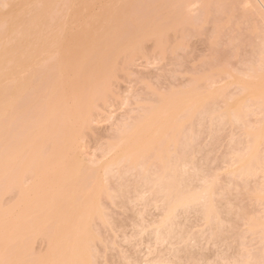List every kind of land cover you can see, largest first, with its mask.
Wrapping results in <instances>:
<instances>
[{
	"label": "rangeland",
	"instance_id": "rangeland-1",
	"mask_svg": "<svg viewBox=\"0 0 264 264\" xmlns=\"http://www.w3.org/2000/svg\"><path fill=\"white\" fill-rule=\"evenodd\" d=\"M29 1L32 3L33 0ZM36 1L34 0L33 3ZM48 1L53 13L47 9L46 5L45 10L52 14H48L50 20L44 19L47 17H43L39 9H33L31 13L28 12L29 16H26V13V17L16 20L11 18L10 24L24 35L29 32V25L33 21L35 24L43 19L51 22L49 23L51 39L48 37L51 42L50 44L48 41V45L50 44L51 49L46 48L48 50L62 49L63 59L69 64L66 63V66H70L71 71L65 69L69 73L63 76L64 74L59 72L60 67H56L57 60L61 57L56 55V52L59 53L61 50H54V55H51L53 52L49 50L47 55L50 57L43 52L45 57L42 56L45 60H42L43 57L38 58L39 55L34 56L38 58V62L34 63L32 59L33 63L31 61L29 68L32 67L31 65L33 67L29 71L28 84L22 81L24 61L21 60L12 73L11 80L15 83L0 88V108L5 103L11 104V113L7 117H0V160L6 165L4 170L0 171L2 173L0 175V216L15 202H19L16 201L17 196L24 198L26 196L32 205L28 212V208L25 211V220H22L24 215L21 216L19 228L17 225L21 238L19 239L16 233L14 237H17L18 241L13 238L16 243H13L12 251L11 244L10 248L0 252H4L6 258L10 256V261L14 259L8 254L11 251L14 252L13 256L16 255V261L45 263L51 257L50 250L53 248L51 252L54 254L51 258L55 264H60L63 260L60 258H63L62 256L67 252L66 247L70 245L68 244L70 238L73 242L76 236L66 230L71 231L73 222L76 220L74 224L77 225L76 222L79 223V219L76 218H81L80 215L83 214L85 231L83 229L80 237L79 235L77 237L83 248L84 246L86 248L75 254L70 261L68 257L66 260L69 262H63L65 264H78L79 260L82 264H150V262L152 264L153 261V264L157 261L156 264H264V229L259 226L261 223L256 229L253 224L251 225L253 227L247 226L250 222L248 219L253 217L259 218V221L261 219L264 223V199L257 201L260 192L255 194L256 190L259 191L264 186V171L259 169L264 167V158H261L264 157V112L262 110L264 108L261 106L259 110L257 109L260 102L257 98L259 102L257 103L255 98L249 95V91L237 90L240 82H244L243 80L247 82L246 84L251 83L255 86L257 82L258 85L263 82L257 81V78L264 80L261 79L264 78V71L258 68L261 67L260 62H263L264 58L261 45L264 43V6H262L264 4L261 3V5L260 0H195L198 2L196 5L193 0ZM190 2L194 6L189 7ZM262 2L264 3V0ZM19 3H21L20 0L19 2L18 0H0V21L5 20L3 18L6 17V12ZM5 5L9 7L5 8ZM72 6L74 9L71 10ZM42 12L45 11L42 10ZM74 12L79 15V21L76 20L79 22L76 32L69 27L72 23L64 21L67 15L75 14ZM73 20L72 22H75V19ZM74 25L76 24L73 23L71 27L73 28ZM3 26L2 22L0 34L8 28ZM63 31H65L64 34L66 32L71 33L72 36L74 34V37H68L70 35L68 33L64 36ZM61 34L65 37L64 40L69 38L66 43L63 41L65 43L62 44L63 46L59 43L62 39ZM60 41L62 43V40ZM257 62L259 63L256 64ZM251 67L253 69H250ZM63 68L62 70L65 71ZM247 72L251 75L249 76ZM224 76L226 77L222 78ZM253 79L256 80L252 81ZM236 80L238 84L235 83ZM215 90L221 91L217 92L216 97H214ZM240 90L242 95H239ZM207 94L210 95L211 102L207 97L202 100ZM223 94L235 95L234 97L238 94L237 98H242L239 103H244L246 107L242 104L241 108L239 103L237 105L243 110L239 111L240 113L245 111L238 116L239 118L245 116V119L242 117L244 123L237 117L236 119L239 120L234 121L235 117L232 114V118L229 116L223 118L225 109L221 104L224 102L221 103L222 100H220ZM179 96L186 97L192 103L197 100V105L201 101L205 102V99L209 102V104L207 102L201 104V102L200 105H203V108L198 107L197 113L191 112L194 118L190 116L191 119H189V115H185L188 119L184 118V127L181 133H178L181 135L178 138H181L182 143L167 147V151L174 150L175 153L173 152L172 155L176 159L173 161L177 160L176 167L179 166V170L175 167L177 170L173 173L175 181L179 182L181 173L183 180L189 177L185 181L188 191L194 190L193 193L197 192L200 196L208 188L207 191L210 193L207 192L209 197L207 203H210L206 213L201 207L205 203L198 205V201H196L198 206L193 202V206L189 203V206L185 205L181 208L175 206L174 209L168 210L163 202L166 199L163 192L165 194L168 191L160 192L157 188L158 184H156L157 187L154 186L155 181H152L153 176L151 177L149 173L151 172L152 175L158 172V167L149 158V160L145 159L146 167L138 165L142 168L140 169L132 165L129 166L133 168L126 167L127 162L124 164V161V165L121 166L120 162L117 166L108 162L110 158H113V152L110 150V154H113L111 157L109 153L105 154L109 152L107 149L117 142L116 140H121V138L118 139L119 136L125 133L127 127L133 126L140 115L161 105L174 104L175 98L178 100L177 104L181 103L182 99ZM192 98L194 99L191 100ZM226 98L227 101L229 99L230 103L232 102V97ZM238 99L236 102L239 101ZM176 103L173 107L177 105ZM183 103L180 109L175 108L176 111H180L185 105L184 110L189 107L190 102ZM247 106L252 110H247ZM48 107L55 110L51 114L49 112L50 116L47 114L49 117L47 122H42ZM172 108L170 114L174 111ZM176 116L172 120H176ZM245 121L247 130L254 124L260 125L261 128L259 137L261 139L257 141L259 145H255V148L257 147L255 152L258 153L257 155L254 153V156L257 158L253 157V160L256 158L255 161L259 164H254L257 168L253 169L256 171L253 173L256 175L247 174L250 172L249 168L246 169L249 171L247 173L242 169L245 176L244 173L241 175L242 170L237 166L239 164L233 163L238 158L235 155L243 156V152L246 151L248 132L245 128L243 129L246 125ZM77 125L86 126L83 134H73V129ZM159 131L152 134L154 135L152 139L156 137V134L162 135L163 132ZM244 131L247 134H244ZM260 140L262 141L259 142ZM140 141L139 144L143 142L147 145L143 139ZM11 155H14V158H11ZM258 155H261L260 159ZM185 161L190 163L186 164V167L183 165ZM255 161L252 162L255 163ZM105 162L113 164V167L110 165L107 167ZM187 167L188 170H186ZM236 168L240 170L238 171L240 174L235 172ZM138 170L142 173L145 170L147 176L151 178L152 182H146L147 180L142 178V182L148 183V186L146 183L139 182L142 173ZM185 171H189L186 178H184ZM32 175L36 184L33 188H28L30 186L27 183L30 185L31 182L28 178ZM183 180L180 179V181ZM182 186L183 188L180 189L186 191L185 184ZM6 187L7 189H3ZM154 187L156 190L153 189ZM199 190L201 193L198 192ZM156 193L160 194L156 195ZM87 194L91 196V199L85 197L88 199L85 201L88 203L91 200V202L83 208L84 205L82 206L80 202L84 201V195ZM254 194L258 195L256 199L253 198ZM204 195L206 196V193L203 194L205 199L207 196ZM49 197H52L54 202L47 206ZM26 201H24L25 204L28 203ZM212 207L214 209H211ZM166 209L168 213L172 211V215H168L169 219L174 220L168 221L171 226L166 224V227L164 224L158 229ZM15 210L16 213L17 206ZM213 210L216 212L213 213ZM79 211L84 213L78 214ZM9 213L14 214L13 211ZM9 213L5 214L9 216ZM212 214H219L220 217L218 215V218H214ZM243 214H247L246 218ZM39 215L47 216V222L42 219L44 222L42 224ZM35 217H39L36 219L37 221L39 219L40 223L35 221ZM209 217H213V219L210 218V222ZM13 220L12 223H14ZM213 220L215 222L212 224ZM2 221L3 218H0V223ZM13 226L11 228L14 232L16 226L14 228ZM62 232H65L66 236L70 234V238L66 237L69 242H64L66 244L63 246L57 243L64 236H61ZM156 232H159L161 235H158L161 237L167 235V238L161 241L162 243L159 242L156 239L158 238ZM4 237L0 238L4 239ZM165 241L169 244L164 243ZM6 244L4 245L7 246ZM1 246H3L2 243ZM2 254L0 253V258ZM47 257L49 258L45 259ZM52 259H49L50 262Z\"/></svg>",
	"mask_w": 264,
	"mask_h": 264
},
{
	"label": "bare ground",
	"instance_id": "bare-ground-1",
	"mask_svg": "<svg viewBox=\"0 0 264 264\" xmlns=\"http://www.w3.org/2000/svg\"><path fill=\"white\" fill-rule=\"evenodd\" d=\"M21 1V3H19V5H14V7L11 9V10H8L7 12H6V17H4L3 19H5V20H3L2 22H3V25L5 26V28L8 26V28L7 29H4V31L2 32V30H1V34H0V88H3V87H5V86H8V85H10V84H13V83H15L13 80H11L13 77H12V73H13V71L14 70H16V68L19 66V64H20V61L21 60H23L24 61V65H23V68H22V72H23V74H24V77H23V79H22V81L25 83V84H28L29 82H30V74H29V71H31V68L33 67V65H31L32 67L31 68H29L30 67V63H31V61H32V59L34 60V63H36V62H38L39 60H37L38 58H41L42 59V55H44L43 54V52L44 53H46V55H47V52L51 49L50 47H49V45L51 44V42H50V40H49V38L51 39V37H50V32H49V28H50V25H49V23L51 24V22H49V21H44V19H48V14L49 15H52V14H50V12H48L47 13V11L45 10V8L47 7V9H50V1H48V0H35L36 2H34L33 3V1H32V3H31V1H29V0H20ZM27 1H29V2H27ZM114 0H112V2H113ZM193 1H195V0H193ZM261 2H260V4L262 3V4H264L263 2H262V0H260ZM17 2V1H16ZM18 2H19V0H18ZM46 2H48L47 4H46ZM115 2H117V1H115ZM114 2V3H115ZM192 2V1H191ZM191 2H190V4H189V7H191L190 5H192V6H194V4L196 5V2L197 1H195V3L194 4H191ZM201 2V1H200ZM189 3V2H188ZM198 3V2H197ZM258 3V2H257ZM41 4V5H40ZM261 4V5H262ZM45 5H46V7H45ZM48 5V6H47ZM186 5H187V3H186ZM19 7V8H16V7ZM41 6V7H40ZM188 6V5H187ZM262 6H264V5H262ZM35 10V9H39L40 11V13H43L42 14V16L44 17H47V18H42L43 19V21L41 20L40 21V23H34V21L29 25L30 26V29H29V32L28 33H26V34H22L21 32H19V30H17V29H15L14 27H12L11 26V24H10V19L11 18H15V20L16 19H19L20 17L22 18V17H24L25 16V14H26V16H29V13L28 12H32V10ZM71 10L72 9H74V7L72 6L71 8H70ZM42 10L43 11H45V12H42ZM49 11H51L52 12V10L50 9ZM53 13V12H52ZM75 13V12H74ZM46 14V15H45ZM75 14H77V13H75ZM75 14H72L71 13V15H72V17H73V19H75V22H72V21H74L73 19H72V17H71V15L69 16V15H67L68 16V18H67V16H66V18L68 19H64V21L66 20L67 22L66 23H72V24H70L69 25V27L71 28V30H75V32H76V28H77V24L79 23V22H77L76 20H78L79 21V15L77 14V16L75 15ZM74 15V16H73ZM25 16V17H26ZM75 17V18H74ZM49 18H51L50 16H49ZM71 20V22H70V20ZM48 20H50V19H48ZM1 21H0V25H1V23H2ZM77 22V23H76ZM73 23H75L76 25H74V27L72 28L71 26H73ZM5 24H7V25H5ZM67 25V24H66ZM3 26V27H4ZM61 28V27H60ZM66 28L67 29H70V28H68V26H66ZM75 28V29H74ZM63 29L64 30H66L65 29V27H63ZM6 30V31H5ZM60 31H62L61 29H60ZM38 32V33H37ZM69 32H70V30H69ZM74 32V33H75ZM65 33V31H63L62 32V34H64ZM68 32H66V34H67ZM37 34H39L38 36H37ZM60 35V36H62V39H60V40H62V43H61V41L59 40V43H60V45H64L67 41H68V37H74V34H73V36L71 35V33H68V34H70V35H68V37L64 40V36H67L66 34H64V36L63 35ZM7 36H8V38L10 39V40H8V38H7ZM11 37H13L12 38V40H11ZM49 37V38H48ZM6 38H7V40H6ZM48 38V39H47ZM61 38V37H60ZM48 41H49V45H48ZM63 41H65V43L63 42ZM263 42H264V39H263ZM20 44H22L21 46H20ZM264 43H262L261 45H262V47H263V49H262V54H264V45H263ZM48 45V46H47ZM59 45V47L60 48H62L61 46ZM62 45V46H63ZM261 45H260V47H261ZM46 47H48V48H50L49 50H48V48H46ZM45 48L47 49V50H45ZM41 49V50H40ZM55 49H53V50H50L51 52H53V53H51V55L53 54L54 55V53H55V51L56 50H58V51H60L59 53L58 52H56V55L58 54L59 56H61L60 58H59V60H57V65L58 66H56L57 68H59L60 67V73H62V74H64L63 76H66V75H68L67 73H69V71H71V67L70 66H66V61H64V59H63V50L62 49H56L55 51H54ZM259 50H261L260 48H259ZM258 50V51H259ZM46 51V52H45ZM42 53V54H40V53ZM261 52V51H260ZM258 54L259 55H261V53H259L258 52ZM37 55H39L38 56V58L36 59L35 57ZM41 55V56H40ZM35 56V57H34ZM36 59H34V58ZM44 57H45V55H44ZM43 57V59L42 60H45V58ZM47 57H50V55L48 56L47 55ZM46 57V58H47ZM261 57V56H260ZM263 57H264V55H263ZM259 58V57H258ZM262 58V57H261ZM63 60V61H62ZM260 60V59H259ZM262 60V59H261ZM60 61H62V63L60 64V66H59V63H60ZM32 63H33V61H32ZM31 63V64H32ZM259 62H257L256 64H258ZM261 64V67L259 66L258 68H261V70H263L264 71V58H263V62H260ZM63 64H64V66H63ZM35 65V64H34ZM62 65V66H61ZM67 65H69L68 63H67ZM258 66V65H257ZM64 67V68H63ZM66 67V68H65ZM252 67H254V66H252ZM250 68V69H253V68ZM262 67H263V69H262ZM62 68L65 70V69H68V70H65V71H63L62 70ZM257 69V68H256ZM256 69H254V70H256ZM258 70V69H257ZM256 70V71H257ZM62 71V72H61ZM251 71H253V70H251ZM255 72V71H254ZM248 74H249V76L251 75L249 72H247ZM247 73H246V75H247ZM252 73V72H251ZM62 74H60L61 76H62ZM253 74V73H252ZM263 75H264V72H263ZM248 76V75H247ZM226 76H224V77H222V78H225ZM228 77V76H227ZM252 78H253V75L251 76ZM262 77V76H261ZM211 79H214V78H212L211 77ZM218 79V78H217ZM216 79V80H217ZM261 79H264V78H261ZM206 80H209V79H206ZM221 80V79H220ZM251 79H249V81H250ZM254 80H256V79H253L252 81H254ZM210 81V80H209ZM222 81V80H221ZM244 82H240V84H239V88L237 89V90H239V89H241V90H243V91H245V92H248L249 93V95H251V96H253L255 99L254 100H256L257 98V100L261 103H259V102H257V100H256V102L257 103H259L258 105H257V109L259 110V107H261L262 106V108H264V80H259L258 78H257V81H263L260 85H258V82L256 83V85L257 86H255L254 84L252 85L249 81V83L250 84H246L245 83V80H243ZM238 81L236 80V84H238L237 83ZM209 82H206V84H208ZM234 83V82H233ZM234 83V84H235ZM243 83V84H242ZM260 83V82H259ZM214 84V83H213ZM231 84H232V82H231ZM233 84V85H234ZM235 84V85H236ZM208 85H212V83H210V84H208ZM230 85V84H229ZM227 86V85H226ZM225 86V87H226ZM237 86V85H236ZM224 87V88H225ZM223 88V87H222ZM237 88V87H236ZM240 90V91H241ZM221 91H222V89H221ZM221 91H216L215 90V92H216V94L214 93V92H212V94H215L214 95V97H216L217 95H218V93H220ZM223 91H224V89H223ZM226 91H227V89H226ZM239 91V92H240ZM218 92V93H217ZM225 92V91H224ZM224 92H222V93H224ZM221 93V94H222ZM228 92H226V94H227ZM238 93V92H237ZM211 94V95H212ZM239 95H242V91H241V94H239ZM209 96V97H208ZM213 96V95H212ZM221 96V95H220ZM220 96L219 97H217L218 99L220 98ZM235 96V95H234ZM234 96H228V95H222V98H220V100H222L221 101V103L222 102H224V103H222L221 104V106H224V107H222L223 109H225V111H224V113L222 114V116H223V118H224V116H226V117H231V114L235 117V119H236V117L237 118H239L238 116H240V114H242V113H244V112H239V111H243L241 108H242V104H243V106H244V103H239L240 102V100L242 101V98H240V99H238L237 97H238V94H237V96L236 97H234ZM180 98H181V96H179ZM204 97L206 98L207 97V99L210 101V95H208L207 94V96H203V98H202V100L204 99ZM225 97V98H224ZM226 97H232V102L230 103V101H229V99H228V101H227V98ZM240 97V96H239ZM246 97H248V96H246ZM197 98V97H196ZM199 98V97H198ZM234 98H236V99H238L239 101H237L236 102V99L234 100ZM182 99V100H181ZM181 99H179V100H181L182 102H184L183 104H185L186 102L188 103V102H190V104L192 103V101H188L187 99H186V97H182ZM185 99V101H183ZM188 99H190V98H188ZM194 98H192L191 100H193ZM201 99V98H200ZM199 99V100H200ZM207 99H205L206 101L205 102H203V101H201V102H199L198 104L199 105H197V100L196 101H194L193 103H192V105L190 106V104H188V108L187 109H189L188 111H187V109L186 110H184L185 109V106L184 107H181V110L180 111H176L177 109H180L179 107L180 106H182V102L181 101H179V102H181V103H176L178 100H177V98H175V100H176V102H174L173 100V102H174V104H169V105H161V106H159V107H156V108H153L151 111H149V112H147V113H144L142 116L140 115V118H138V120L136 121V123H134V125L133 126H131V127H127L126 128V130H125V128H123V130H125V133H123V135L122 136H119V138L118 139H120L121 138V140L120 141H118V140H116L117 142H114L108 149H107V151H109V152H105V154H107V153H109L110 154V150H111V152H113V154H114V156H112L113 158H110V160L112 159V160H114L113 162L112 161H110V160H108V162H111V163H114V164H116L117 166H118V164L117 163H122L121 164V166L122 165H124V164H126V162H127V164H126V167L127 166H129V165H132V166H135V168H136V166H141V167H146V163H145V159L147 158H149L150 159V161H152V163H155V164H157V166L156 167H158V172H154V173H152V175L149 173V175L152 177V181L154 182L155 181V183H154V186H156V184H158L156 187L158 188V190L160 189V192H163V191H168V192H166L165 194H164V192H163V195H166L165 196V200L163 201L164 203H165V207L169 210H171V208L172 209H174L173 207H175L176 206V208H177V206L179 207L180 206V208H181V206L183 207V206H185V205H187V206H189L190 204L189 203H191L192 204V206H193V202H194V205H195V203H196V201H198L197 203H199L198 205H202L203 203H205L204 205H202L201 207L203 208V209H205L204 210V212L206 213V211L208 210V203H210V202H208L207 203V201H208V199H209V197L207 196L210 192L209 191H207V189H206V187L208 186V185H206V187H205V189L206 190H204V192L206 193V198L204 199V197H203V194H205V193H203L202 192V194H201V196L196 192V194H194L193 193V191H188V189H187V186H186V182L185 181H187V179H189V177L188 178H186V176L188 175V172H184L185 173V177L184 178H186V180L184 179H182L183 178V176L181 177V175H182V173H181V175H180V177H179V179H178V181L179 182H181L183 185L185 184V186H184V188L185 189H187L186 191L184 190V191H182L183 189H180V188H183V186H182V184L181 183H179V182H177V181H175V177H173L174 175H173V173L175 172V170H177L178 168H179V166L178 167H176V164L177 163H175V162H177V160L174 162L173 161V159L175 160L176 159V157L174 158V156L172 155V153L174 152V150H173V152H170V151H167V147H172V146H174L175 144H179V142H181L180 141V139L178 138L179 137V135L180 134H178V133H181V130H182V128L184 127V124L183 123H185V119L184 118H186V116L187 115H189V119H191V117H193V116H191V112L192 111H194V112H196V110H198L199 108L201 109V107L203 106V105H200V103L201 104H206V102H207V104H209V102L207 101ZM212 99H214V98H212ZM216 99V98H215ZM224 99V100H223ZM250 98H248V100H249ZM260 99H261V101H260ZM198 100V101H199ZM226 100V101H225ZM234 100V101H233ZM244 100H246V98L244 99ZM251 100L253 101V99H252V97H251ZM211 102V101H210ZM212 102H214V100L212 101ZM216 102V101H215ZM243 102H245V101H243ZM249 102V101H248ZM175 103L177 104V105H179V106H175V107H173V105H175ZM186 103V104H187ZM237 103H239L238 105L239 106H241V108H239V106L237 105ZM252 103V102H251ZM181 104V105H180ZM241 104V105H240ZM245 104H247V103H245ZM250 104V103H249ZM248 105V104H247ZM254 105V104H253ZM256 105V104H255ZM10 106H11V104L10 103H5V104H3V106L0 108V117H7L10 113H11V109H10ZM249 106V105H248ZM248 106H247V110L248 109H250V108H248ZM173 107V108H172ZM178 107V108H177ZM192 108V110H191V108ZM199 107V108H198ZM244 107H246V105L244 106ZM171 108H172V110L174 109V111H176L177 113H178V115L176 116V112H174V111H171V114H170V110H171ZM175 108H177V109H175ZM203 108V107H202ZM252 108V107H251ZM195 109V110H194ZM209 109V108H208ZM241 109V110H240ZM261 109V108H260ZM55 109H51V108H47V113H45V115H44V120H42V122H47L48 121V116H47V114H49V112H50V114L54 111ZM219 110H221V109H219ZM250 110H252V109H250ZM263 110V112H264V109H262ZM209 111V110H208ZM261 111V110H260ZM176 113V114H174V113ZM200 113H201V111H199ZM203 112H205V111H203ZM202 112V113H203ZM256 112V111H255ZM258 112V111H257ZM188 113H190V114H188ZM197 113V112H196ZM206 113H207V111H206ZM222 113V112H221ZM238 113H239V115H238ZM260 113V112H259ZM50 114H49V116H50ZM246 114V113H245ZM254 114V113H253ZM264 114V113H263ZM171 115H175L176 116V120H174L175 119V116H173L174 117V122H173V120H172V116ZM186 115V116H185ZM192 115H194V113L192 114ZM191 116V117H190ZM45 117H47V118H45ZM233 117V118H234ZM242 117H244V119H245V116L243 115ZM242 117H240L239 119H242ZM262 117H263V115H262ZM194 118V117H193ZM192 118V119H193ZM232 118V117H231ZM188 119V117L186 118V120ZM219 119H220V122H221V117L219 116ZM234 119V121H238L239 119H236L235 120ZM244 119H242V122L244 123ZM260 119V118H259ZM258 120V119H257ZM261 120V119H260ZM262 120H263V118H262ZM184 121V122H183ZM232 121H233V119H232ZM248 122V121H247ZM263 122H264V120H263ZM222 123H223V121H222ZM224 123H226V121L224 122ZM237 123V122H236ZM238 123H240V122H238ZM259 123V122H258ZM246 124V125H245ZM245 127H243V129L245 128L246 129V131L248 132V135H247V137H248V140L246 139V141H247V146H246V151H245V153L243 152V156H239L237 153V155H235L236 156V158H237V160L236 161H234L233 163H235V162H237L239 165H237V166H239L241 169L240 170H242V169H244V170H246V169H250V172L249 171H247L246 170V173L247 172H249V173H247V174H250V173H253V171L254 170H256V168L257 167H255V165L257 164V165H259L258 163H256V158H257V156H254V153H255V155H257V153L258 152H255V151H257L256 150V148H255V145L257 146V145H259V143H257V141H258V139H261V138H259L260 137V125H258V124H256L257 126H255V124L254 125H252V126H249V130H247V123H246V121H245ZM261 124V123H260ZM264 124V123H263ZM240 125V124H239ZM251 125V124H250ZM241 126H242V123H241ZM253 126H255V128H253ZM259 126V127H258ZM261 126H263V125H261ZM251 128V129H250ZM253 128V129H252ZM165 129V130H164ZM244 129V130H245ZM263 129V128H262ZM161 131V132H163V130H164V132L162 133V135L160 136V134H159V136H158V134H156V137L154 138L153 137V139H152V136H154V135H152V134H154L155 132L157 133V131ZM121 131H122V129H121ZM159 131V132H160ZM180 131V132H179ZM246 131H244V134L246 133L247 134V132ZM122 132H124V131H122ZM160 132V133H161ZM263 132V131H262ZM261 132V133H262ZM150 135V137H148ZM158 136V137H157ZM181 136V135H180ZM246 136V135H245ZM145 137V138H144ZM146 137H148V139H147V141H146ZM162 137V138H161ZM149 138H151L150 139V142H149ZM264 138V137H263ZM141 139H143V141L144 142H146V144L147 145H145L143 142H142V144H144V145H142V144H139V142L141 143ZM179 140V141H178ZM263 140V139H262ZM262 140H260L259 142H261ZM183 141H185V140H183ZM249 141V142H248ZM177 142V143H176ZM182 143V142H181ZM249 143V144H248ZM172 145V146H171ZM113 150V151H112ZM243 150H245V149H243ZM175 153V152H174ZM240 153V152H239ZM113 154H110L109 156L111 157V155H113ZM260 154V153H259ZM175 155V154H174ZM242 155V154H241ZM106 156V155H105ZM109 156H107V157H109ZM259 156H261V155H258V158H259ZM178 157H179V155H178ZM253 157H256L254 160H253ZM11 158H14V155H11ZM261 158H264V157H261ZM146 159V160H147ZM148 159V160H149ZM152 159V160H151ZM260 159V158H259ZM106 160V161H107ZM172 160V161H171ZM179 160V159H178ZM183 160V159H182ZM123 161H124V164H123ZM250 161H251V164H250ZM255 161V163H253V162ZM262 161V160H261ZM182 162V161H181ZM188 162V161H187ZM186 161L184 162V166L186 165V164H188ZM190 162V161H189ZM257 162H259L260 163V161H257ZM4 162L3 161H1L0 160V171L1 170H4V168L6 167V165L5 164H3ZM129 163V164H128ZM252 163H253V165H252ZM263 162H261V164H262ZM182 164V163H181ZM190 164V163H189ZM188 164V165H189ZM250 164V165H249ZM255 164V165H254ZM261 164H260V166H261ZM105 165H107V167H108V165H110L111 167H113L112 165L113 164H110V163H107V162H105ZM120 165V164H119ZM148 165L150 166V163H148ZM187 165V166H188ZM234 165H236V164H234ZM233 165V166H234ZM263 165V164H262ZM5 166V167H4ZM138 166V168H140V169H142L141 167H139ZM183 166V167H184ZM232 166V167H233ZM251 166H254L255 168H251ZM116 167V166H115ZM129 167H131V166H129ZM177 169H176V168ZM182 166L180 165V168H181ZM186 167V166H185ZM131 168H133V167H131ZM131 168H129V170H131ZM155 168V167H154ZM191 168V167H190ZM259 168V167H258ZM264 168V167H263ZM263 168H259V169H262V171H264L263 170ZM108 169V168H107ZM157 169V168H156ZM184 169V168H183ZM183 169H181V171L183 170ZM237 169V168H236ZM254 169V170H253ZM110 170V169H109ZM128 170V169H127ZM128 170V171H129ZM136 170V169H135ZM146 170V169H145ZM145 170H144V173H145ZM148 170V169H147ZM179 170V169H178ZM186 170H188V167H187V169ZM231 170V169H230ZM240 170L239 169H237V170H235V172H240ZM244 170H242V172H240V173H242L241 175H243V173H244V176H245V172H244ZM251 170H252V172H251ZM258 170V169H257ZM139 171V170H138ZM260 171V170H259ZM139 172H141V171H139ZM235 172H234V174H235ZM237 173V174H240V173ZM254 172H256V171H254ZM142 173V172H141ZM144 173H142V175H140V181L139 182H142L143 180H142V178L146 181V182H149V181H151V178L150 177H148L147 175L148 174H144ZM178 173H180V171H178ZM177 173V174H178ZM2 173L0 172V175H1ZM187 174V175H186ZM246 174V176H249V175H247ZM253 174H255V173H253ZM138 175V174H137ZM184 175V174H183ZM231 175V174H230ZM256 175V174H255ZM178 176H179V174H178ZM239 176V175H238ZM253 176V175H252ZM31 178H28V180L29 181H31L30 182V185H29V183H27L28 184V186H30V187H28V188H33L34 187V185L36 184L34 181H35V179L34 178H32L33 177V175L32 176H30ZM148 177V178H147ZM177 177V176H176ZM180 179L181 180H183V181H180ZM33 180V181H32ZM151 181V182H152ZM38 182V181H37ZM146 182H144V183H146ZM32 183H33V185H32ZM143 183V182H142ZM143 183V184H144ZM143 184H142V186H143ZM147 184V186L149 185L148 183H146ZM146 184H145V186H146ZM178 184H181L180 186H178ZM189 185V184H188ZM138 186V185H137ZM214 186V185H213ZM153 187V186H152ZM264 187V186H263ZM178 188V189H177ZM204 188V187H203ZM3 189H7V187L6 188H3ZM8 189H9V187H8ZM11 189V188H10ZM54 189V188H53ZM153 189H155L156 190V188L154 187ZM210 189H212V188H210ZM209 189V190H210ZM261 189V188H260ZM154 190V191H155ZM177 192H176V191ZM181 190V191H180ZM213 190V189H212ZM52 191V190H51ZM257 192L255 193V194H259V192H260V190L258 191V190H256ZM172 192H174V193H172ZM176 192V193H175ZM199 193H201V191L199 190L198 191ZM207 192H208V194H207ZM157 194H160V193H156V195ZM199 196H198V195ZM253 194V193H252ZM255 194L253 195L254 197V199H256L257 198V196H255ZM20 195V194H19ZM88 195V196H87ZM86 196L84 195V198L86 197V198H90L91 199V196L89 195V194H87ZM210 195H212V194H210ZM209 195V196H210ZM213 196V195H212ZM256 197V198H255ZM260 197V198H259ZM17 198L18 199H16V201L18 202V203H20V204H18V203H16L15 202V204H13L12 206H11V208L9 209V208H7L6 210L7 211H5L1 216H0V218L2 219L3 218V223L1 222L0 223V229L1 228H3V230H0V237H4V235H5V237H4V239H2V238H0V246H1V243H2V245L3 246H1V251L3 250V249H8V248H10V250L12 251V249H13V243H16V241H18V238L20 239L21 238V236H20V234L18 233V228H19V224L21 223V221L22 220H25L24 218H26V210H27V208H28V210H27V212L32 208V205H31V203L30 202H28L29 201V198H27L26 196H25V198L24 197H18L17 196ZM51 198V199H50ZM84 199V201H81L80 202V204L83 206V208L84 207H86L90 202H91V200H89L90 202H86V201H88V199ZM23 199H25L24 201H26V202H28V203H26L25 204V202L23 201ZM200 199H202V201L200 200ZM259 199H261V200H263L264 198H262V196H261V194H259V196H258V199H256L257 201L259 200ZM21 200V201H20ZM83 200V199H82ZM86 200V201H85ZM204 200V201H203ZM211 200V199H210ZM49 201H51V202H49ZM212 201V200H211ZM53 200H52V197H49V199H48V204H47V206H49V205H52L53 204ZM83 202V203H82ZM84 202H86V204L84 203ZM263 202H264V200H263ZM23 203H24V205H23ZM197 203H196V205H197ZM17 204V205H16ZM22 204V206H19V205H21ZM30 204V205H29ZM211 204H213V203H211ZM197 205V206H198ZM207 205V206H206ZM214 205V204H213ZM17 206V212L15 213V207ZM18 206L20 207L19 208V210L20 209H22V211L24 212H22L21 210L19 211L18 210ZM24 206V207H23ZM27 206V207H26ZM205 206V207H204ZM209 207H211V206H209ZM216 207V206H215ZM13 208V209H12ZM24 208V209H23ZM82 207H81V209H83ZM164 208V207H163ZM187 208H189V207H187ZM187 208H184V209H187ZM9 209V210H8ZM80 209V210H81ZM166 209V214L165 215H163L164 217H162L163 218V221L162 222H160V224H158L159 226H158V229L161 227V225H164L165 224V226L167 227V225L169 224L168 223V221L169 220H171V221H173L174 219H172V218H170L169 219V215L168 214H170V216L172 215L171 214V212L170 213H168L169 211ZM211 209H214L213 207L211 208ZM14 212V214H11V213H9V212ZM19 211V212H18ZM176 211V210H175ZM203 211V210H202ZM209 211H210V208H209ZM209 211L207 212V213H209ZM214 211V210H213ZM10 214L9 216H7L6 214H8V213ZM83 212V211H82ZM82 212H80L79 211V213L78 214H80V213H82ZM211 212V211H210ZM216 212V210L213 212V213H215ZM6 213V214H5ZM22 213V214H21ZM84 213V212H83ZM164 213V212H163ZM175 213V212H174ZM18 214V215H17ZM241 214V213H240ZM14 215V216H13ZM15 215H17V216H15ZM22 215H24L23 217H22V220H21V216ZM46 215V214H45ZM45 215H44V217H45ZM174 215V214H173ZM203 215V214H202ZM213 215V214H212ZM218 215L219 214H217V215H213V217L214 218H218ZM244 215V214H243ZM247 214H245L244 215V217L246 216ZM250 215V214H249ZM11 216H13V218L11 217ZM40 216V218L39 217H35L34 219H35V221H37V219L36 218H39L40 219V221L42 222V224L44 223V222H47V216L44 218V217H41V216H43V215H39ZM81 216V218L83 217V219L81 220V218H76V219H79V223H77L76 222V224L77 225H75L74 223H75V221L73 222V224H72V230L71 231H69V230H66V231H68L70 234H72L73 233V235L74 234H76V236H75V238H74V241L73 242H71L72 241V239L70 238V234L68 235V236H66L67 235V232L65 233V232H62L61 234V236H63L64 235V233L66 234V235H64L63 237H62V240H61V238L59 239V242H57V243H60L62 246H63V244H66V243H64V242H69V240H67V238L66 237H69L70 238V242L68 243V244H70V245H66L67 247H66V249H67V252H65L64 253V255L62 256L63 258H60L62 261H60V262H62V263H60V264H65V263H63V262H67L68 260H66L68 257H70L69 258V261H70V259L75 255V254H77V253H80V252H82L83 251V249L84 248H86L85 246H84V248H83V246L81 245L82 243H81V241L79 240V237H80V233L82 232V230L84 229V231H85V228H83V227H85L84 226V224H85V217H84V215L83 214H81L80 215ZM204 216V215H203ZM207 216H210V215H207ZM215 216H217V217H215ZM251 216V215H250ZM253 216V215H252ZM251 216V217H252ZM9 217V218H8ZM17 217V218H16ZM77 217H79V215H77ZM206 217V216H205ZM205 217L203 218V219H205ZM213 217L211 218V217H209L208 219V221L210 222L211 220H210V218L211 219H213ZM219 217H220V215H219ZM5 218H8V219H6L5 220ZM18 218H19V220H18ZM246 218V217H245ZM250 218V217H249ZM14 219V220H13ZM16 219V220H15ZM39 219H38V221H39ZM42 219H44V222H43V220ZM202 219V220H203ZM221 219V218H220ZM252 219H256L255 221L254 220H252ZM7 222H5V221ZM10 220V221H9ZM12 220H13V222L14 223H12ZM81 220V221H80ZM219 220V219H218ZM248 220H250V225H249V223H248V225L247 226H251L252 224L254 225V227H255V229L257 228V225H259L260 223V227H262L263 229H264V223L261 221V219H260V221H259V218L257 219V218H250V219H248ZM248 220H247V222H248ZM9 221V222H8ZM16 221V222H15ZM37 221V223H40V221L38 222ZM220 221V220H219ZM170 222V221H169ZM213 222H215L214 220L212 221V224H213ZM252 222H254V223H252ZM257 222H259V223H257ZM16 223V224H15ZM246 223V222H245ZM255 223H257V224H255ZM167 224V225H166ZM173 224V223H172ZM11 225V226H10ZM12 225H14L13 226V228L16 230H14V232L12 231L13 229L11 228L12 227ZM17 225H18V228H17ZM74 225V226H73ZM170 226H171V223L169 224ZM7 226V227H6ZM173 226V225H172ZM162 227H164V226H162ZM251 227H253V226H251ZM250 227V228H251ZM260 227H258V229H260ZM4 228H6V229H4ZM9 228V229H8ZM247 228H249V227H247ZM249 228V229H250ZM261 228V229H262ZM162 229V228H161ZM169 229V228H168ZM175 229V228H174ZM254 228H252V232H254V230H253ZM9 230V231H8ZM10 231H11V233H10ZM83 231V232H84ZM156 231H158L157 229H156ZM161 231V230H160ZM159 231V232H160ZM163 231V230H162ZM165 231V230H164ZM170 231V230H169ZM247 231H250V230H248L247 229ZM2 232V233H1ZM7 232V233H6ZM12 232H13V234H12ZM159 232L157 233V235L159 234ZM251 232V231H250ZM9 233V234H8ZM16 233H18V234H16ZM169 233V232H168ZM178 233V232H177ZM2 234H4V235H2ZM18 236V238L17 237H14V236H16V235ZM170 234V233H169ZM13 237H12V236ZM60 235V234H59ZM72 235V236H73ZM77 235H79V237H77ZM159 235H161V234H159ZM158 235V238L156 237V239L159 241V242H163V240L165 239V238H167V235H165V236H159ZM163 235V234H162ZM173 235V234H172ZM183 235V234H182ZM7 236H8V239H7ZM45 238H46V236L45 235H43ZM43 236H42V238H43ZM156 236V235H155ZM179 236H181L180 234H179ZM168 237H169V235H168ZM175 237V236H174ZM13 238H14V240H16V241H14L13 240ZM155 239V240H156ZM177 239H178V237H177ZM180 239H182V237L181 238H179V241H180ZM9 240V241H8ZM13 240V241H12ZM61 240V241H60ZM67 240V241H66ZM154 240V241H155ZM156 240V241H157ZM167 240V239H166ZM185 240V239H184ZM7 243V242H9V244L7 243H5V242ZM12 243H11V242ZM161 242V243H162ZM168 242V241H167ZM166 241L164 242V243H167ZM177 242V241H176ZM176 242H175V244H176ZM6 244L7 246H5L4 244ZM173 244V242H170V244ZM12 244V246H10ZM59 244V245H60ZM157 244H159V243H157ZM168 244H169V242H168ZM167 244V245H168ZM58 245V244H57ZM60 245V246H61ZM166 245V244H165ZM4 246L6 247V248H4ZM10 246V247H9ZM64 247H65V245H64ZM53 249V248H52ZM52 249L50 250V253H52V254H54L53 252H51L52 251ZM63 249H65V248H63ZM10 251V253H8V254H10V255H12L11 257H14V259H13V261H16V255H14L13 256V254H14V252H11ZM66 251V250H65ZM175 252V251H174ZM177 252V251H176ZM0 253H3L2 255H1V260L3 259V260H7V259H9V260H7V261H10V256H7V258L4 256V252H0ZM49 253V254H50ZM52 254L50 255L51 257H52ZM3 256H4V258H3ZM49 256V255H48ZM163 256V255H162ZM174 256V255H173ZM49 258V257H47V258H45V259H52V258ZM53 257H54V255H53ZM170 257V256H169ZM172 257V256H171ZM177 257V256H176ZM6 258V259H5ZM155 258V257H154ZM46 260V262L44 263V264H55V262H54V260L52 259V261L50 262V260ZM168 260H169V258H167ZM59 260V259H58ZM151 260V259H150ZM163 259H161V261H162ZM42 261H44V260H42ZM68 261V262H69ZM80 261V260H79ZM78 261V264H82V262H79ZM165 261V260H164ZM54 262V263H53ZM58 262V261H57ZM147 262V261H146ZM148 262H150V261H148ZM154 262V261H153ZM153 262H152V264H153ZM158 262V261H157ZM156 262V263H157ZM167 262V261H166ZM172 262V261H171ZM200 262V261H199ZM155 263V264H156ZM183 263V262H182ZM59 264V263H58ZM145 264V263H144ZM148 264V263H147ZM150 264H151V262H150ZM162 264V263H161ZM185 264V263H184Z\"/></svg>",
	"mask_w": 264,
	"mask_h": 264
},
{
	"label": "snow or ice",
	"instance_id": "snow-or-ice-1",
	"mask_svg": "<svg viewBox=\"0 0 264 264\" xmlns=\"http://www.w3.org/2000/svg\"><path fill=\"white\" fill-rule=\"evenodd\" d=\"M5 8L9 7L8 5L4 6ZM86 130V126H81L77 125L73 129V134H83V131ZM260 194L262 198H264V187L261 188ZM0 264H44V262H39V261H5V260H0Z\"/></svg>",
	"mask_w": 264,
	"mask_h": 264
}]
</instances>
